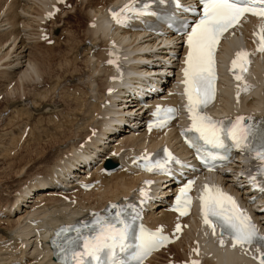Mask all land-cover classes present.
I'll list each match as a JSON object with an SVG mask.
<instances>
[{
  "label": "bare ground",
  "instance_id": "bare-ground-1",
  "mask_svg": "<svg viewBox=\"0 0 264 264\" xmlns=\"http://www.w3.org/2000/svg\"><path fill=\"white\" fill-rule=\"evenodd\" d=\"M50 1L0 0V11L2 10V14H0V36L4 37L3 41L6 44L9 41L7 45L3 41L0 44V60L5 59L2 61L0 69V80L7 79L6 84L0 90V94L5 96V98L9 97V95L16 96L15 99L8 100L7 104L10 105L13 111H16L19 103L15 104V101H21L22 96L25 99V82L35 79L39 80L42 75L37 58H32V55L29 54L30 50L28 51L32 39V37L27 39L30 35L29 30L33 29V36L35 37V30L40 28V30H45L50 37L53 33L52 30L59 29L63 22H60L63 20V18H60L59 23L56 24L57 22H54L53 19L55 17H66V13L73 8L84 12L87 17V23L82 40L75 41L74 45L72 42L67 44L62 55L65 58L72 54L73 60L84 59L87 62V65L84 64L87 67V73L85 74L87 78H90V81H88L89 79L87 80L85 75L83 77L89 82L90 88L88 89L89 91L86 89L88 91L87 95L85 94V88L83 89L85 92L82 91L83 95L85 94L84 96L87 97L86 104L83 101L78 103L79 99L76 97L77 100H75V96L72 95L75 94L74 88L77 83L75 87L68 89V93H65L69 98L67 100L77 101V103L70 104L72 107L70 106L71 108H68L69 110L66 113L63 112L64 115L61 114V111L56 110L57 107L52 105L54 103H42L43 92L40 93L42 98L40 95V97L37 96L39 91L41 92L39 88H37L39 91L36 93V97L41 98V102L35 104V100H32L34 99L32 97V99L22 103L27 105L26 109L29 108L27 110V112L30 110L29 113L39 116L41 113L39 111L40 107H45L44 111H42L43 113H48L47 111H49L48 117L49 120L52 119L51 122L53 119H57V115L63 116L64 121L62 120L61 124L59 123L61 121L58 122L59 124H53L54 127L47 134L53 141L49 142L52 145L50 147L48 145L49 149L47 148L48 150L45 153H52L50 160L53 161L50 163L46 161L48 164L41 166V169L38 168L40 170L36 171V173L32 172L33 174H30V178L23 180V182L19 181L21 184H15L17 185L16 188L9 184H1L2 191L6 192V196L4 198L0 197V264H50L46 259L42 240L47 225L63 221V218L69 214H78L89 209L101 208L108 199L131 195L141 185L144 178V174L127 165L129 161L128 155L136 148L148 150L155 148L162 142H172L173 148L180 153V157H182L184 162V165L175 166L171 170L172 175L178 177V179L180 177L179 171L186 164L193 163L191 153L185 150L175 138L173 139L174 132L177 130L174 122L170 124L171 126L168 125L165 132L158 127H151L150 131H146L144 122L147 114L143 106H140L141 101L139 100V96H157L156 91L147 92L145 86L151 84L156 89L164 88L171 84L172 79L176 78L180 68V60H182L184 55V52H182L184 34L176 35V31H171L166 27L160 29V33L150 32L145 29V21L151 19L149 17L144 21L135 20L130 22L133 27L127 29H112L105 16V9L107 6L123 2L124 0H73V2L77 1V3L69 5L68 9L61 8L54 18L50 20L52 22L50 29L47 26V22H44L42 18V12ZM67 2H71V0H66L64 4ZM158 2L164 6L166 5L165 2L160 3V0ZM60 5L62 6V4ZM259 23V18L249 17L244 19L239 26L240 37H243L245 46L254 56L251 69L248 71V74L254 73L248 79L251 87L244 95L247 98L246 103L256 102L255 106L251 110H244L237 103H230L227 98L225 99L227 110L237 109L245 115L264 114V52L258 53L254 51L255 45L252 44L250 36L252 28L257 27ZM236 29L229 33V38L234 41V46H239L240 41ZM62 30H65V28H62ZM21 31L23 32L22 34ZM24 35L27 36V38L25 37L26 39ZM63 37L64 33L60 39H63ZM37 38L35 37L34 41H37ZM66 38H68L67 34L64 39ZM109 41L123 46L124 58L121 66V76L129 73L127 75L130 80L128 81V78L124 80L129 85L121 90V96L119 94H110L108 96L110 104L104 106L103 103L106 99L104 94L107 88L118 84L109 79L112 72L110 67L105 64L106 59L109 57L106 48ZM38 42L39 40L34 44L37 45ZM64 42L66 43L67 41L64 40ZM164 42L172 45H163L162 43ZM39 43L41 44V42ZM226 49L227 44H224L223 52ZM183 50L185 51V48ZM128 63L129 65H127ZM173 71L174 76L168 77V74ZM163 72H165V80L162 76ZM75 74L77 75V73ZM14 78L15 81L12 84L11 81ZM91 79L93 82H91ZM95 81L103 87V91L101 89L95 91V88L99 85L96 86ZM86 87H88L87 82ZM98 87L101 88L100 86ZM48 89L46 88L45 90ZM76 90L80 93L79 89ZM89 92L92 93L88 94ZM222 92L225 94L227 89L223 87ZM78 93L77 95H79ZM68 94L73 97L70 96L72 97L70 98ZM169 99L176 101L175 96ZM68 105L66 104V106ZM18 109L20 110V108ZM51 109L56 111L50 112ZM227 110L215 107L211 112L213 115L219 116ZM70 114L73 116L71 119L68 116ZM95 119L96 125L92 126ZM22 125L24 126V123ZM75 125H77L76 131L79 133L77 136H86V140L79 145H77L79 141L73 136L75 135ZM25 126L22 127L23 129L18 134L17 140L22 136ZM29 130L31 129L28 128ZM111 150H114L116 154H109ZM86 156H91L93 158L91 160L95 159L98 161H103L107 156L115 161L118 167L111 170V172H104L101 171L102 163L98 162L83 175L81 172L84 171V168L75 170L73 167L77 160ZM42 158L40 159L41 162ZM41 162L40 164H43ZM256 166L257 161L252 156L241 157L236 155L230 168H225L222 172H211L206 177L215 179L223 186L229 187L245 201H248L249 196H256L257 203L253 206L252 214L261 232L264 233V192L257 189L251 191V186L246 177L240 176L237 178L238 174L249 175L255 172ZM20 167L22 168V166ZM72 176H81L83 181H93L94 185L90 190H80L76 187V183L73 182L74 177ZM167 176L159 174L153 176L154 183L151 187L156 186L161 189H159L161 198L155 201L153 205H151L152 202L149 203L151 208L147 210L146 216L152 226L169 231L174 228L177 222L184 220L166 211V204L163 201L167 199L170 188L173 186V181ZM256 179L259 180L260 176L257 175ZM12 188L14 189L11 190ZM62 191H65L66 195L69 196L70 202L60 198L59 193ZM12 193L14 195L9 198L8 196ZM153 195L157 197L155 192H153ZM6 201L9 202L5 203ZM220 239L221 237L205 233L204 229L199 227L197 218L194 217L189 224V228L186 229L179 241L157 252L145 264H169V259H172V262L178 261L181 264L182 260H187L196 248L199 250L198 255L202 259L201 264H256L249 258L244 247L239 245L233 247L230 239L225 236L223 237L224 244L221 246ZM168 248H174L179 257L171 258L169 253L166 252ZM163 256L166 258H163Z\"/></svg>",
  "mask_w": 264,
  "mask_h": 264
},
{
  "label": "snow or ice",
  "instance_id": "snow-or-ice-1",
  "mask_svg": "<svg viewBox=\"0 0 264 264\" xmlns=\"http://www.w3.org/2000/svg\"><path fill=\"white\" fill-rule=\"evenodd\" d=\"M165 0H160L164 3ZM178 9L185 12L195 11L191 6L184 7L180 0H172ZM202 6L198 13L199 18L189 24L183 22L182 27L186 32L185 44L187 53L182 68L184 85L183 95L186 98L185 109L191 121L190 131L197 134V139L205 145L214 149L230 150L236 148L242 152H248L258 161L255 174L248 178L249 184L264 192L256 180V176H264V121H254L251 116L237 115L225 120H213L204 114L206 107L215 96V54L218 42L222 35L229 29L238 25L246 14L258 17L260 23L257 25L259 31L253 36L258 37L259 43L256 50L264 52V0H200ZM112 19L117 24H124L133 16L138 17L149 13V5L137 8L133 4H125L118 11L111 10ZM131 14V15H129ZM188 28L191 30L188 31ZM111 56L112 53L110 52ZM249 53L241 49L235 53L231 61L229 71L233 73L234 79L241 83L237 85V98L241 92H247L251 87L243 80L242 73L247 70ZM114 64V60H108ZM239 69V71H233ZM111 91V89L109 90ZM173 108L161 109L157 106L153 116L158 119L153 122L157 127H162L171 114ZM164 113V119H159ZM260 124V127L256 125ZM150 129L152 125L149 126ZM191 147H196L195 140L187 141ZM199 152V149L197 148ZM165 158L156 160L154 163L148 156L140 157L144 163L141 165L148 172H158L171 175L168 167L170 162L181 163L175 160L168 150L164 149ZM198 159L207 166L209 158L216 159L217 154L211 152L207 157L198 155ZM225 159L226 157H219ZM150 184L151 181H145ZM193 181L184 184L175 198L174 211L181 216L186 215L191 205V197L188 195ZM141 202L147 198V193L140 189ZM199 206L202 223L212 230L216 235V229H220V244L223 246V237L227 235L232 246L259 245V264H264V236L260 235L250 217L239 208L234 198L220 190L216 185L203 186L199 194ZM133 215L129 216L128 208ZM110 209V210H109ZM108 215H96L92 225H85L86 232L76 228V236L66 237L56 246L60 249L59 256L62 264H143V259L152 251L162 247L169 242V237L162 233L161 228L154 231L145 228L142 224L137 229L135 221L139 218V209L134 205L121 206L112 204L109 206ZM180 224H176L175 232L180 231ZM70 229H61L69 231ZM197 251L198 249H194ZM56 253H54L55 255ZM189 264H199L198 261H190Z\"/></svg>",
  "mask_w": 264,
  "mask_h": 264
},
{
  "label": "rangeland",
  "instance_id": "rangeland-1",
  "mask_svg": "<svg viewBox=\"0 0 264 264\" xmlns=\"http://www.w3.org/2000/svg\"><path fill=\"white\" fill-rule=\"evenodd\" d=\"M73 3H77V1L73 2V0H71L70 5ZM69 7L70 6L67 5L66 8L68 9ZM64 8H65V6H64ZM0 14H2V10L0 11ZM60 18L61 19L63 18V20H61L60 22L63 21L62 24L63 23L64 24L63 25L61 24L59 29L57 28V29H54V31L52 30L53 33L49 37V39H52L51 42L39 41V42H41V44L38 42V44L35 45L37 43V41H34L35 37L33 36L34 35L33 29L29 30L30 35L28 36V38H27V36L24 35V38L26 37L27 39H30L32 37L31 45H29L28 51L30 50L29 54L32 55L31 57L32 58L36 57L37 59L36 58L35 59L38 60L37 62H39V64H40L39 67L42 71L41 72L42 75L39 78V80H41L40 83H39L38 79L30 80V82L29 81L25 82V84H24L25 85L24 86L25 87L24 88L25 89L24 90L25 91V94H24L25 99H23V96H22L21 101H15V104L19 103L17 105L16 111H13L11 109L10 105H7L8 100L15 99L16 96H10L9 95V97L5 98V96H2V94H0V197L2 196L3 198L6 196V192L2 191L3 188H1V184H5V185L9 184L12 187L14 186V188H16L17 185H15V184H19L20 183L19 181L23 182V180L24 181L27 180L28 178L31 177L30 174L31 175L33 174L32 172L36 173V171H38L42 168L41 166H45V164H48V163L53 161V160L52 161L50 160L52 157L51 155H53V154L52 153L47 154L48 152L45 153L46 150H48L49 147L52 145V144H49V142L51 143V141H53V139L49 138L50 136H47V134L54 127L53 124H57L59 121H61V122H59L61 124L62 120L64 121L63 116L61 117V116L57 115V119L55 118L51 122L52 119L49 120V117H48L49 111H47L48 113H46V112L43 113L45 107H40L39 111L41 113L39 114V116L34 115L32 113H29L30 110H29V112H27V110L29 108L26 109L27 105L22 104V103L27 102L28 99H32V97H33L34 99H32V100H35V104L36 103L38 104L39 102L42 101V99H41L42 96L40 93L43 92L42 95L45 99L43 98L42 103H44V104L46 102L47 103L49 102L51 104L54 103L52 105L54 107H57L56 110L61 111V114L64 115L63 112L66 113L72 107L71 105L73 103L74 104L77 103V101H72V100H70L71 102L68 101L69 98L65 94V93H68V89H71V87L72 88L75 87L76 83L77 84H76L75 88L80 90V93H81L83 98L81 97L80 93H78L79 91L76 90L75 88H74V90H75L74 93L76 95L75 94H72V95L75 96V100H77V98L79 99L78 103H79V101L80 102L83 101L85 104L87 102V97L84 96L85 94L87 95V92L89 91L88 89L90 88L89 87L90 85H88L89 84L88 81H90V78H87L86 74H85V73H87V67H86L87 62L84 59L73 60L71 57L72 54L71 55L69 54L65 58H64V55H62L67 44L72 42V44L74 45L77 41L82 40L83 35H84L85 25L87 23V17L84 15V12L82 10L78 11V9L73 8L70 10V12L66 13V17H55L53 20H54V22H57L56 24H58L59 23L58 21L60 20ZM51 24H52L51 21L47 22V26L50 29H51ZM62 28H65V30H62ZM67 28H69V29L67 30ZM71 29L73 30V32ZM67 32H69V33H67ZM22 33L23 32L21 31V34ZM63 33H64V37L67 34L68 38L64 39V37H63V39H60V37ZM1 37H3V36H0V39H1ZM3 39H4V37L2 38V40H0V44H2ZM64 40H66L67 42L65 43ZM8 43H9V41L7 42V44ZM7 44L5 43V45H7ZM41 49H42V51H41ZM0 53H1V49H0ZM0 56H1V54H0ZM4 60L5 59L0 60V69H1V66L3 63L2 61H4ZM68 63H70V64H68ZM73 64L75 65V67ZM84 64H86V65L84 66ZM71 67H72V69H71ZM74 69L75 70L77 69L78 71L76 70V72H75ZM82 71H83V73H82ZM75 73H77V75ZM79 74H81V75H79ZM78 75L80 76V79H79ZM83 75H85L87 80L88 79L89 80L87 81L86 78L83 77ZM82 78H83L84 82H83V80H81ZM3 80L2 81L0 80V82H1L0 83V90H2V88L4 87L3 85L6 84V81H7V79H3ZM14 81H15V78L11 81V83L14 84L13 83ZM86 82H87L88 87H86ZM91 82H93L92 79H91ZM91 82H90V84H91ZM98 84H97V82L95 83L96 86ZM98 86H100L101 88H99ZM98 86H97V88H95V91L103 89V87L100 84ZM37 88H39V90H41V92ZM42 88H44L43 91H42ZM46 88H49V89L45 90ZM84 88H85V90L87 89L88 91L86 90V93L83 95L82 91L85 92L83 90ZM38 91H39V94L37 96L40 95L41 98H39L40 96L36 97V93H38ZM77 93L79 95H77ZM91 93L92 92H89L88 94H91ZM72 95L70 94L69 97ZM3 97H4V99H3ZM72 97H70V98H72ZM63 98H64V100H62ZM67 98H68V100H67ZM65 99H66V101H65ZM66 104L67 105L69 104V105L66 106ZM38 106H40V105H38ZM18 108H20V110ZM63 108L66 110H64ZM56 110L51 109L50 112L56 111ZM68 116H69V119H71V117H73L72 114H70ZM47 119L49 122L47 121ZM96 119H95L94 123L92 124V126L96 125ZM23 123H24V126L25 125L26 126L23 130L22 136L17 140L18 134L23 129L22 127H24L22 125ZM76 126L77 125H75V130H74L75 135H73V133H71V135L75 136V139H77V141H79L77 145H79L86 140V136L85 137L77 136L79 133L76 131ZM28 128L31 129V130H29L31 132L28 131ZM27 131H28V133H27ZM41 134H42V136H41ZM38 135H40V136H38ZM14 143H15V145L13 146ZM48 145H49V147H48ZM37 154H38V156H37ZM42 156H43V158H42ZM41 158H42V162L40 161ZM38 160L43 164H40V162ZM34 165H35V167H34ZM20 166H22V168ZM38 168H40V169H38ZM19 172L20 173L22 172V173L20 174ZM19 178H20V180H19ZM14 188H12L11 190H13ZM13 195H14V193L9 195L8 197L10 198ZM8 202L9 201H6L5 203H8ZM166 252L169 253L171 258H174L177 256L176 251H174V248H168V250ZM169 255H166V256H169ZM177 257H179V256H177ZM163 258H166V257L163 256Z\"/></svg>",
  "mask_w": 264,
  "mask_h": 264
},
{
  "label": "water",
  "instance_id": "water-1",
  "mask_svg": "<svg viewBox=\"0 0 264 264\" xmlns=\"http://www.w3.org/2000/svg\"><path fill=\"white\" fill-rule=\"evenodd\" d=\"M106 166L107 167H114L115 163L111 162L110 160H107Z\"/></svg>",
  "mask_w": 264,
  "mask_h": 264
}]
</instances>
